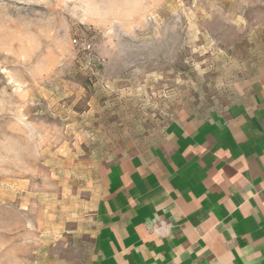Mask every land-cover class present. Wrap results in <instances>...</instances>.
<instances>
[{
  "label": "rangeland",
  "instance_id": "obj_1",
  "mask_svg": "<svg viewBox=\"0 0 264 264\" xmlns=\"http://www.w3.org/2000/svg\"><path fill=\"white\" fill-rule=\"evenodd\" d=\"M263 53L264 0H0V264H96L100 167L222 108Z\"/></svg>",
  "mask_w": 264,
  "mask_h": 264
},
{
  "label": "crops",
  "instance_id": "obj_2",
  "mask_svg": "<svg viewBox=\"0 0 264 264\" xmlns=\"http://www.w3.org/2000/svg\"><path fill=\"white\" fill-rule=\"evenodd\" d=\"M84 203L96 264H264V53L222 108L115 152Z\"/></svg>",
  "mask_w": 264,
  "mask_h": 264
},
{
  "label": "built area",
  "instance_id": "obj_3",
  "mask_svg": "<svg viewBox=\"0 0 264 264\" xmlns=\"http://www.w3.org/2000/svg\"><path fill=\"white\" fill-rule=\"evenodd\" d=\"M82 28L86 33L85 36L74 35L71 39V47L74 52H78L90 64L103 66L106 63V58L94 51V34L92 26L82 23Z\"/></svg>",
  "mask_w": 264,
  "mask_h": 264
}]
</instances>
